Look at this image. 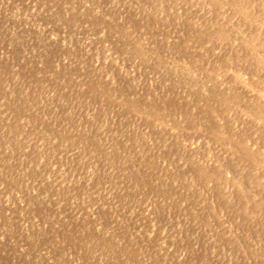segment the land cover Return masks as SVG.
Listing matches in <instances>:
<instances>
[{"label":"rangeland","instance_id":"obj_1","mask_svg":"<svg viewBox=\"0 0 264 264\" xmlns=\"http://www.w3.org/2000/svg\"><path fill=\"white\" fill-rule=\"evenodd\" d=\"M0 264H264V0H0Z\"/></svg>","mask_w":264,"mask_h":264}]
</instances>
